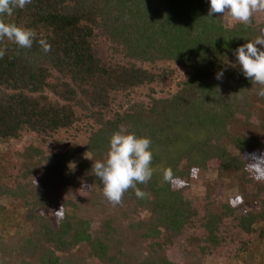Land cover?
Returning a JSON list of instances; mask_svg holds the SVG:
<instances>
[{
	"label": "trees",
	"instance_id": "16d2710c",
	"mask_svg": "<svg viewBox=\"0 0 264 264\" xmlns=\"http://www.w3.org/2000/svg\"><path fill=\"white\" fill-rule=\"evenodd\" d=\"M209 7V0H32L2 17L34 30L36 40L31 49L0 42V139L33 138L17 152L14 179L0 183V216L3 200L14 202L28 225L21 236L0 231V264H203L242 260L254 239L263 241L264 176L250 163L264 158V139L234 135L229 125L264 129L250 100L260 86L234 56L264 32V13L245 27L227 25L221 14L208 17ZM171 67L186 78L164 92ZM121 129L151 139L153 175L137 185L148 195L140 199L130 189L117 206L102 191L103 203L97 193L95 204L77 201L79 183L103 187L93 163ZM71 131L88 136L71 142ZM60 132L67 137L52 151ZM82 153L88 160L78 173L70 162ZM165 169L172 172L167 182ZM209 169L236 178L233 201L192 196L197 174ZM48 207L55 215L43 211ZM189 234L199 240L196 250L174 262L172 252Z\"/></svg>",
	"mask_w": 264,
	"mask_h": 264
},
{
	"label": "clouds",
	"instance_id": "9594fccd",
	"mask_svg": "<svg viewBox=\"0 0 264 264\" xmlns=\"http://www.w3.org/2000/svg\"><path fill=\"white\" fill-rule=\"evenodd\" d=\"M32 0H0V42L5 39L16 45L19 49H31L36 40L34 30L6 23L2 17H11L14 9H24ZM208 17L221 14L235 24L245 27L251 25L252 18L257 13H264V0H209ZM44 53L51 50L45 41H39ZM264 32L234 51L237 64L252 85H259L257 95L264 97ZM5 49H0V59L5 56ZM223 72L217 74L221 79ZM255 119V118H253ZM151 139L137 137L134 133H126L123 129L112 134L109 140V149L103 160L93 163L92 172L102 183V194L113 206L120 205L123 197L130 189L137 198L143 199L148 194L137 187L146 185L152 178L153 155L150 150ZM264 158L250 163V167L259 175H264ZM171 169H165L163 179L171 180Z\"/></svg>",
	"mask_w": 264,
	"mask_h": 264
},
{
	"label": "rangeland",
	"instance_id": "374dc122",
	"mask_svg": "<svg viewBox=\"0 0 264 264\" xmlns=\"http://www.w3.org/2000/svg\"><path fill=\"white\" fill-rule=\"evenodd\" d=\"M227 25H231L232 22L228 19H225ZM258 48H261L260 45H257ZM101 50L103 51L105 58L107 60L112 61L111 58H109V52L107 50L106 45L102 44ZM261 50H264V48H261ZM122 61V60H119ZM173 70V77L172 79L167 83V85L164 88V92H173L174 91V82L178 80H184L186 78L185 72L180 71L175 67H171ZM259 88L252 89L251 91V98L250 100L253 102L254 106L257 109V112L260 117H264V97H260L257 95ZM145 89L142 90V95L145 93ZM161 90H158L160 92ZM144 96H136L135 98L141 99ZM122 100L121 96H117V102L114 104V108H117L116 105L120 104ZM130 100H134L132 97H130ZM124 101V100H123ZM123 103V102H122ZM264 121V119H263ZM83 127V125H81ZM229 130L234 135H243L245 137H252V138H259L264 139V129L261 126H249L246 124H243L239 121H231L229 125ZM69 135V133H68ZM75 135L74 132L71 131V135L68 137L71 138ZM86 133H79L78 135H75L76 139L75 142L78 144H82L85 139L87 138ZM67 134L65 133H57V135L54 137L53 141L51 142V150L55 151L58 149V147L64 142L66 139ZM33 138L29 135H24L19 141H15L13 139H0V183L12 181L16 174L18 173V163L19 160L16 158L17 152L21 150L26 143L32 141ZM230 151L234 152V149L230 148ZM88 160V154L82 153L77 155L74 160L70 162L73 169H76L79 173L81 168H78L81 166L84 162ZM264 176V175H263ZM197 180L196 184L191 186V194L194 198L196 197H210V199L215 203H225L228 200H232L238 195L240 184L237 182L236 178H231L229 176H223L219 175L215 169H209L205 171H201L199 174H197ZM74 183L73 181L68 182V184ZM76 183V182H75ZM69 185V187L71 186ZM80 186L79 194L81 195L79 198H76L77 201H87L89 200L91 203L94 201L93 204H95V200L93 196H96L97 193V203H103V197L101 196L102 188H100L98 185L94 187H90L87 184H78ZM64 194L67 193V189L65 187L63 188ZM95 193V194H94ZM70 194V191H69ZM74 199V198H73ZM3 200V204L5 205V212L2 216H5L6 218H3L0 216V231H4L6 235L9 237L11 236H21L26 234V229L28 228V225L24 222V220H21L22 218V209L18 207L17 203L10 202ZM251 205V204H250ZM252 208L255 207V205H251ZM247 209L246 207L240 208V211H244ZM48 216L55 215V208L48 207L46 210H43ZM140 217H143L144 214H140ZM254 245L249 252L247 253V256H244L242 260H225L221 258L211 259L206 258L203 261V264H247V259L254 264H264V239L263 241L254 239ZM199 244V240L191 236L189 234L184 240L177 245L178 248H175L171 254L172 260L175 262H181L184 259L188 258L189 253L192 250H196L197 246ZM77 252H81L82 255H84L85 250H79L76 251L75 248L71 250L72 254H76ZM211 259V260H210ZM251 263V264H253Z\"/></svg>",
	"mask_w": 264,
	"mask_h": 264
}]
</instances>
